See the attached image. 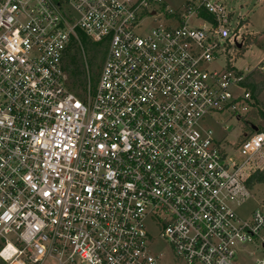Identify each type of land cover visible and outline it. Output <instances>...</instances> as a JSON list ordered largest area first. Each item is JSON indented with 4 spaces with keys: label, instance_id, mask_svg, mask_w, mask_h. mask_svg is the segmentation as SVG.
I'll return each instance as SVG.
<instances>
[{
    "label": "built area",
    "instance_id": "obj_1",
    "mask_svg": "<svg viewBox=\"0 0 264 264\" xmlns=\"http://www.w3.org/2000/svg\"><path fill=\"white\" fill-rule=\"evenodd\" d=\"M161 2L0 0L3 264H164L148 223L187 264H238L246 247L262 250L249 264H264V201L235 210L254 198L264 130L229 150L205 128L251 106L248 75L210 68L243 45L242 20L197 0L183 16L166 10L177 25L146 29ZM192 15L206 24L188 26ZM77 31L106 47L83 97L63 67Z\"/></svg>",
    "mask_w": 264,
    "mask_h": 264
},
{
    "label": "rangeland",
    "instance_id": "obj_2",
    "mask_svg": "<svg viewBox=\"0 0 264 264\" xmlns=\"http://www.w3.org/2000/svg\"><path fill=\"white\" fill-rule=\"evenodd\" d=\"M190 1L194 4V7L198 4L197 0H162L161 3L154 4L151 9H156L159 13L157 21L155 18L149 16L148 20L145 21V28L150 30L153 26L162 24L164 26L176 25L178 20L174 21L171 19L173 16L167 14V9H170L174 13L184 15L186 11V4ZM226 5L227 10L234 13L235 19L241 21V34L243 44L245 43L246 37L258 35V39L255 43L250 45L245 52H241V47L237 51L235 46H229V55L224 54L221 56L219 61L212 62L210 68L219 69L224 64H232L236 69L241 71L244 75L254 74L256 81H264V70L256 69L262 59H264V0H218ZM184 20V18H181ZM186 24L190 27L200 28L206 23L203 17L192 15L187 19ZM72 38H79L78 31ZM93 42V41H92ZM94 43V42H93ZM236 52V54H234ZM106 54V47L102 45L93 46L91 58L83 52L78 60L77 68H84V74L75 81V84L71 87L69 73L74 68L69 66L65 67L67 74L69 88L77 95L83 97L84 95L91 94L97 84V80L103 65V61ZM86 81L85 87H82L81 82ZM235 90V89H234ZM238 92V90H237ZM258 105H251L248 112L243 114L240 119L233 115L230 111L215 112L209 118L206 129H211L215 138L221 141L222 146L227 149L237 147L240 137L247 135V137L254 134L252 131L247 130L245 127V120L250 121L253 129L257 131V126L263 123L260 117L259 111H264V90L258 97ZM245 119V120H242ZM245 121V122H244ZM252 194L254 198H249L242 205L236 206V212L242 216L247 217L252 209L257 205V202L264 201V184L255 185ZM147 231L155 238L154 244H151L153 252L157 255L162 254L164 264H187L181 257H179L168 244L167 241L161 238L160 229L155 223L147 224ZM247 253L238 254L237 262L241 264L242 261H246L245 264H249L256 256L262 254V250L258 249L256 254L250 256L253 252L251 247ZM0 264H3L0 261ZM44 264H57V261L48 258Z\"/></svg>",
    "mask_w": 264,
    "mask_h": 264
},
{
    "label": "trees",
    "instance_id": "obj_3",
    "mask_svg": "<svg viewBox=\"0 0 264 264\" xmlns=\"http://www.w3.org/2000/svg\"><path fill=\"white\" fill-rule=\"evenodd\" d=\"M58 1L62 2L65 0H58ZM78 34H79V38H72L71 39L67 49L65 50V54L63 57L64 69H65V67H69V66L73 67L74 66V68L69 73V75H70L69 83H70L71 87L73 86V84H75V81L78 80L85 72L84 68H77V65H79L78 64L79 56L83 52H85V54H87V56H89V58H91L92 47L98 46V44L93 43L92 40L84 32L78 31ZM257 39H258V35L246 37L245 43L241 47V52H245L246 49L250 45H252L253 43H255L257 41ZM80 80H81V78H80ZM81 84H82V87H85L86 81L84 80V82H83V80H82ZM242 84L251 94V99H252L251 105H253V106L258 105V103H259L258 97L264 90V81H256L254 78V74L251 73L245 78V80L242 82ZM259 114L263 120V123H260L257 126V128H258L257 130L260 131V130H264V111L260 110ZM242 120H245V119H242ZM245 121H244L245 122L244 124H245V127L247 126V130H250L254 133L256 130H254L252 125H250V121H248V120H245ZM246 138H247V135H243L242 137H240L239 142H237V146H239L242 142H244ZM261 184H264V170L256 171L254 173V175L251 177V179L249 180V185L252 189H254L255 185H261ZM0 247H1V244H0Z\"/></svg>",
    "mask_w": 264,
    "mask_h": 264
},
{
    "label": "water",
    "instance_id": "obj_4",
    "mask_svg": "<svg viewBox=\"0 0 264 264\" xmlns=\"http://www.w3.org/2000/svg\"><path fill=\"white\" fill-rule=\"evenodd\" d=\"M242 45L241 44H238V47L240 48Z\"/></svg>",
    "mask_w": 264,
    "mask_h": 264
},
{
    "label": "crops",
    "instance_id": "obj_5",
    "mask_svg": "<svg viewBox=\"0 0 264 264\" xmlns=\"http://www.w3.org/2000/svg\"><path fill=\"white\" fill-rule=\"evenodd\" d=\"M174 20V19H173ZM174 21H176V20H174ZM177 25V24H176Z\"/></svg>",
    "mask_w": 264,
    "mask_h": 264
}]
</instances>
